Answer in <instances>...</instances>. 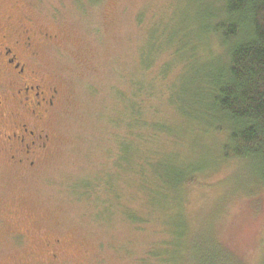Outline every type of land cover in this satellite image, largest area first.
Listing matches in <instances>:
<instances>
[{"label":"rangeland","instance_id":"374dc122","mask_svg":"<svg viewBox=\"0 0 264 264\" xmlns=\"http://www.w3.org/2000/svg\"><path fill=\"white\" fill-rule=\"evenodd\" d=\"M216 1L0 0V26L22 22L55 37L42 44L36 62L59 91L49 121L51 145L33 167L15 164L0 141V264H176L163 258L181 213L186 229L178 255L195 253L193 260L188 253L183 264H237L235 259L262 264L263 195L236 192L219 204L224 181L236 177L231 185L243 191L240 186L248 187L251 176L236 160L220 162L221 135L204 139L196 134L202 124L188 117L189 103L182 95L179 112L168 101L178 96L170 95L169 85L182 73V56V67L171 65L175 72L164 79L161 67L176 63L173 48L156 51L151 66L143 65L142 53L152 39L159 45L173 32L181 48L206 45L214 51L211 39L201 45L189 36L196 9L203 12ZM196 55L203 59L201 51ZM133 105L142 107L151 124H184L181 145L172 146L170 135L153 130L155 142L142 145L135 135V148L119 153L129 132L140 131L128 124ZM156 149L164 152L159 160L167 169L173 164L200 169V185L185 189L179 209L171 206L167 214L158 210L152 216L147 213L151 203L131 184L139 174L125 164H137L138 156ZM153 207H160L157 200ZM47 240L54 245L46 247Z\"/></svg>","mask_w":264,"mask_h":264},{"label":"trees","instance_id":"16d2710c","mask_svg":"<svg viewBox=\"0 0 264 264\" xmlns=\"http://www.w3.org/2000/svg\"><path fill=\"white\" fill-rule=\"evenodd\" d=\"M195 14L194 30L189 37L201 45L211 39L215 44L214 51L206 45L195 49L191 45L181 48L174 43L176 33L173 32L167 36L164 31L163 37L167 36L166 42L157 45L152 39L151 46L142 53L143 65L147 68L151 66L153 54L156 51L161 52L162 49L173 48L176 63L173 60L161 67L159 76L164 79L169 73L175 72L172 67L179 70L178 55L182 56L183 67L180 63L182 73L179 77L178 72L175 82L169 85L170 95L177 94L178 96H169L168 101L177 107L179 112L178 101L182 105V95L189 103L186 110L189 114L188 117L202 124V129L195 133L198 136L203 135L204 139L213 138L212 136H215L216 132L222 136L217 140L218 145H216L219 150L220 162L227 163L228 160H236L242 165L243 172H249L250 179L253 181L250 180L248 187L245 184L241 185L243 191H240L237 186L231 185L236 177L227 182L224 181L222 185L226 186V191L218 199V203L225 202L227 197L237 194L236 192L246 193L250 196L261 194L264 198V0H218L214 4L205 6L203 12L196 9ZM189 48L192 50L186 52L184 57L183 52ZM198 51H201V55H203L202 60L196 55ZM132 110L134 112L131 113L128 124L131 127L132 124L137 125L140 127V131L129 132V138L122 140L119 144V153L121 150L135 148L132 147L135 135L139 137V143L142 145L155 142L157 137L150 135L153 130L157 133L170 135L174 142L172 146L177 148L178 145H181L180 142L185 135L184 124L181 125L179 122L175 126L167 122L165 125L158 123L161 122L159 120L151 124L145 120V113L141 106L133 105ZM163 153L156 149L150 154H145L144 157L138 156L137 164L136 160L126 161L125 164L131 167L132 173L139 174L136 175L138 182H131V184L138 185L140 189L136 192L151 203L147 206V213L152 216H154V211L158 210L167 214L171 206L179 209L185 189L191 184L200 185L196 182V172L200 169L192 167H188V169L187 166L183 168L182 165L174 166V164L167 169L163 165L164 162L159 160ZM133 155L131 152L130 157ZM119 159L118 154L117 169L122 167ZM203 169L206 170V168ZM152 171L155 172V177L150 174ZM109 183L113 190V183ZM87 191L88 189L83 194L86 195ZM131 198L134 200V197ZM131 198L130 201H133ZM156 200L160 206L158 209L153 207ZM176 216L179 222L175 224L176 227L170 234L174 236L172 240L174 242H171L170 246L168 245L169 249L166 247L163 259L166 260L165 263H169L173 258L174 263L183 264L188 259V253L189 257L194 259L192 257L193 249L186 254L178 255L185 237L186 224L182 213L181 216ZM132 218L135 220V215ZM211 224L214 226L213 233L217 234L216 223ZM191 244H194V236ZM217 245L219 244L217 243ZM219 246L222 248L221 245ZM172 254L176 256L174 257ZM193 254L195 256V253ZM155 257L160 258L161 255H155ZM177 258L178 263L175 262ZM235 261L237 264H241L236 259ZM262 264H264V259Z\"/></svg>","mask_w":264,"mask_h":264},{"label":"flooded vegetation","instance_id":"af4514ba","mask_svg":"<svg viewBox=\"0 0 264 264\" xmlns=\"http://www.w3.org/2000/svg\"><path fill=\"white\" fill-rule=\"evenodd\" d=\"M54 38L22 22L0 26V141L19 166L33 167L51 145L49 121L59 91L36 58L42 44ZM46 242V247L54 245Z\"/></svg>","mask_w":264,"mask_h":264}]
</instances>
